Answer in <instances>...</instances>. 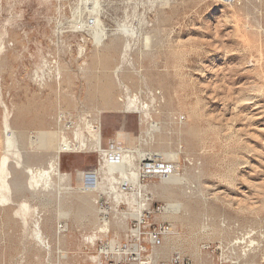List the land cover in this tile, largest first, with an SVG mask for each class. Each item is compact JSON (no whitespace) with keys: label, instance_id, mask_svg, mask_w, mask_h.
Segmentation results:
<instances>
[{"label":"rangeland","instance_id":"rangeland-1","mask_svg":"<svg viewBox=\"0 0 264 264\" xmlns=\"http://www.w3.org/2000/svg\"><path fill=\"white\" fill-rule=\"evenodd\" d=\"M97 20L137 31L118 73L123 46L115 56L103 50L113 35L96 42L88 28ZM80 21L88 26L81 29ZM0 58V165L8 129L35 167L52 149L39 150L31 135L78 142V129L90 146L88 125L97 121L103 149L160 154L136 160L150 186L144 230L167 223L172 233L155 254L146 238L142 258L264 264V0H0ZM126 93L151 107L153 94L160 96L149 122L121 110ZM13 162L12 175L24 187L0 203V264H112L104 250L130 242L135 218L128 201L136 187L122 183L128 196L120 203L108 186L98 187L111 163L92 147L61 154L68 176L62 193L33 189ZM125 170L131 178L127 163ZM25 202L32 206L26 218L19 211ZM104 222L109 233L100 231Z\"/></svg>","mask_w":264,"mask_h":264},{"label":"bare ground","instance_id":"bare-ground-1","mask_svg":"<svg viewBox=\"0 0 264 264\" xmlns=\"http://www.w3.org/2000/svg\"><path fill=\"white\" fill-rule=\"evenodd\" d=\"M62 1V0H61ZM230 1V0H229ZM233 2V1H232ZM63 3V2H62ZM82 4V3H81ZM80 4V6H81ZM89 5V4H88ZM58 6V5H57ZM93 7V6H92ZM81 8V7H80ZM93 9V8H92ZM41 15V14H40ZM161 17V16H160ZM96 27L95 28H88V30H91L93 38L96 42H101L104 40L106 37L109 35H113L102 47L103 50L109 52L111 56H115L117 52L120 50V47L123 46L122 52L118 58V62L115 65V68L113 69L114 73L120 72V70L123 68L124 62L129 54V50L131 49L132 46V41L134 39V36L136 35L137 31L134 28L128 27L126 24H118L116 28H105L101 26V23L99 20L96 22ZM80 28L82 29L83 27H86L88 25H83L82 22H79ZM10 27V26H9ZM61 27V26H60ZM17 29V28H16ZM20 31V30H19ZM17 33V32H16ZM30 33V32H29ZM19 34V33H18ZM10 36V35H9ZM5 39H8L7 37ZM25 39V38H24ZM9 40V39H8ZM13 43V42H12ZM8 45V44H7ZM14 51V50H13ZM12 51V52H13ZM18 51V50H16ZM6 53V52H5ZM12 58V57H11ZM1 59V58H0ZM109 60V59H107ZM164 61V60H162ZM46 62V61H45ZM166 62V61H165ZM5 63V62H4ZM109 63L105 64V66ZM45 66V65H44ZM163 66V65H162ZM161 66V67H162ZM160 67V68H161ZM164 67V66H163ZM158 68V70L160 69ZM46 69V68H45ZM123 70V69H122ZM157 70V71H158ZM161 70H159L160 72ZM45 72V71H44ZM58 74L60 73V69L57 72ZM162 74V72H160ZM159 74V73H158ZM164 74V73H163ZM160 75V74H159ZM38 76V75H37ZM117 76V75H116ZM119 76V75H118ZM163 76V75H162ZM161 76V78H163ZM154 77V76H153ZM160 77V76H159ZM150 78V77H149ZM164 78H166L164 76ZM3 81V80H2ZM1 85V84H0ZM2 89V88H1ZM128 90V89H127ZM131 91V90H130ZM165 91V89H164ZM1 92V90H0ZM123 92V91H122ZM167 92V91H166ZM160 93V92H159ZM167 95V94H166ZM164 94L161 96L163 97ZM172 96V95H171ZM160 98L159 95L153 94L152 96V107L150 104H148L144 99L141 98L140 95L138 94H130L126 93L124 98L122 99L123 104L121 110L126 112H133V113H138L140 115L142 123L149 122L150 117L152 116L153 110L155 111V103H158V99ZM164 98V97H163ZM169 99V97H168ZM4 100V99H3ZM160 100V99H159ZM164 101V100H163ZM168 101V100H167ZM176 101V100H175ZM6 102V101H5ZM161 102V101H160ZM165 103V102H164ZM168 103V102H167ZM166 103V105H167ZM170 103V102H169ZM171 105H173L171 103ZM180 105V104H179ZM3 107V106H2ZM25 107V106H24ZM27 107V106H26ZM172 108V107H171ZM176 108V107H175ZM164 109V108H163ZM166 109V107H165ZM2 111V110H1ZM186 112V111H185ZM5 113V112H4ZM5 115V114H4ZM41 118V117H40ZM43 118V117H42ZM87 119V118H86ZM89 119V118H88ZM94 119V118H93ZM17 120V119H15ZM97 120V119H96ZM194 120V119H193ZM11 121V120H10ZM6 123V121H5ZM16 123V122H15ZM92 123V122H91ZM89 124L88 129L90 134L93 137V141H90V146L88 140L81 135V130L78 131V129L75 131L76 134V141L78 142H73L70 139H68L66 136H62L59 139V142L56 141V143L53 141V136L51 133H40V135L36 136L34 138L33 135L30 136V142L34 143L38 141V148L39 150H45L48 152V150L52 149V154L51 155H46L41 152L44 158H42V162L39 166H33L30 164L27 160V155L24 153V151L21 148V141L16 136L13 132V130L8 129L7 134H6V152L3 155V158L1 160V165H0V203L6 201H10V193L13 191V189L18 188L22 189L24 186L21 183H18V180L16 177L12 175V167H11V161L12 159H15L16 166H19L23 168V170L26 171L29 177V185H32L31 187L34 188H41V189H51L54 190L53 188H56L57 192L62 193L66 187L63 186L64 181L68 177L67 174H63L61 170V154L64 152H76V151H83L86 150L87 148L92 147L94 151L100 152V154L103 155V159L105 162H110V166H108L109 171L108 174L106 175V179H103V181L98 182L97 185L100 188H103L105 186H108V193L110 195H114V198L117 203L123 202L122 199L127 197L128 193L125 192L124 188L122 189L121 184L122 183H128V184H133V186L136 187V191L132 193V200L128 201L130 205L134 208V211L132 214V217L134 218H140L143 212L144 208H151V202L150 199L148 198V192L150 186L147 184H142V172H144L145 167H138L137 164V159L138 160H144L147 157L151 158L154 155L160 156L159 152L158 153H152V152H143L140 148L135 150L132 149H127V150H120L116 148V145H113L112 148L110 149H103L102 146V141H103V135H102V129L99 124V122L96 121V124ZM188 124V122H184L183 124ZM192 123V122H191ZM10 124V123H9ZM86 124V123H85ZM6 126V125H5ZM85 126V125H84ZM151 127L145 132L146 137L148 134L151 133V131L157 126L156 122H153ZM7 127L8 124H7ZM186 127V126H185ZM86 128V127H85ZM191 128V127H190ZM87 129V130H88ZM64 130V129H63ZM192 130V129H191ZM31 131V130H30ZM34 131V130H33ZM65 131V130H64ZM40 132V131H39ZM89 134V133H88ZM55 135V134H54ZM90 135V136H91ZM195 135V134H194ZM73 136V135H72ZM188 136V135H187ZM194 137V136H193ZM88 138V137H87ZM151 138V136H150ZM195 139V137H194ZM143 139H141L142 141ZM146 140V139H145ZM75 141V140H74ZM196 141V140H195ZM5 143V142H4ZM36 144V143H35ZM197 144V143H196ZM33 145V144H32ZM31 146V145H30ZM5 149V148H4ZM89 150V149H88ZM26 152V151H25ZM180 152V151H179ZM28 153V152H27ZM162 155L171 156V158L175 159V153L174 152H168V151H162ZM76 154V153H75ZM40 155V154H39ZM78 155V154H77ZM49 156V157H47ZM119 157V159L116 161L114 160V157ZM41 157V156H40ZM158 158V157H156ZM120 160V161H119ZM119 161V163H118ZM126 163L129 165V168L131 170V178L127 171L125 170V165ZM141 163V162H140ZM13 165V164H12ZM104 166V164H103ZM105 167V166H104ZM103 167V168H104ZM17 168V167H16ZM107 169V167H106ZM118 174H121L119 177ZM12 178V180H11ZM124 185V184H122ZM125 186V185H124ZM123 186V187H124ZM128 186V185H127ZM30 187V188H31ZM134 187V188H135ZM31 188V189H32ZM99 189V188H98ZM107 189V187H106ZM67 190V189H66ZM84 192H88L87 188H84ZM132 190V189H130ZM80 191V190H79ZM94 191V190H93ZM99 191V190H98ZM66 192V191H65ZM101 192V191H100ZM105 192V191H104ZM70 193V192H69ZM95 193V192H94ZM108 194V195H109ZM102 195V194H101ZM131 196V195H130ZM14 201V200H13ZM13 201H11L13 203ZM24 201V200H23ZM60 201V200H59ZM28 202V201H27ZM97 202V200L95 201ZM10 203V202H9ZM115 203V202H114ZM11 204V203H10ZM116 204V203H115ZM36 205V204H35ZM119 205V204H118ZM17 206V205H16ZM129 206V205H128ZM119 207V206H118ZM130 207V206H129ZM32 206L28 203H22L20 205L19 211L22 213V216L26 218L27 214L31 212ZM18 209V208H17ZM36 209V208H35ZM104 209V208H103ZM15 210V209H14ZM132 210V209H131ZM38 211V209H37ZM103 211V210H102ZM115 211V210H114ZM119 211V210H118ZM129 211V210H128ZM41 212V210H40ZM39 212V213H40ZM124 213V212H123ZM126 213V211H125ZM128 213V212H127ZM16 214V213H15ZM40 215V214H39ZM38 217V216H36ZM159 217H162L159 215ZM39 218V217H38ZM41 219V218H39ZM26 220V219H25ZM32 220V219H31ZM103 222V221H102ZM107 222V221H106ZM104 222V225L100 228V231L104 233H109L110 229L108 226V223ZM38 224V223H37ZM43 224V223H42ZM41 224V225H42ZM32 225V224H31ZM30 225V226H31ZM29 226V225H28ZM112 230V229H111ZM33 231V230H32ZM99 231V230H98ZM60 233V232H59ZM46 234V233H45ZM36 237L43 241V234L40 229V226H37L36 230ZM97 234L95 233L94 236H92V240H94V237ZM251 236V235H250ZM249 236V237H250ZM35 237V238H36ZM46 237V236H45ZM91 238V237H90ZM244 238V237H243ZM253 238V237H252ZM50 239V238H48ZM244 240V239H243ZM252 240V239H251ZM256 240V239H253ZM241 241V239H240ZM40 243V242H39ZM46 243V242H45ZM90 243V241L88 242ZM92 243V242H91ZM236 243V242H235ZM232 243V244H235ZM241 243V242H240ZM259 243V242H258ZM254 244L252 242L251 246ZM256 244V243H255ZM41 245V244H39ZM44 245V244H43ZM48 245V244H47ZM45 246V245H44ZM50 246V245H49ZM48 246V247H49ZM255 246V245H254ZM38 247V246H37ZM47 247V248H48ZM164 247V246H161ZM246 247V246H243ZM23 248V247H22ZM26 248V247H24ZM44 248V247H42ZM154 248V249H153ZM158 245H155L152 247L153 253L155 254L156 250L158 249ZM252 248V247H251ZM249 249V248H248ZM246 249V250H248ZM49 250V248L47 249ZM243 250V249H242ZM241 250V251H242ZM24 251V250H23ZM50 251V250H49ZM245 251V250H244ZM262 251V250H261ZM26 252V249H25ZM103 252V251H102ZM248 252V251H247ZM250 252V251H249ZM254 252V251H253ZM260 252V251H259ZM235 253V252H234ZM261 253V252H260ZM264 253V252H263ZM262 253V254H263ZM251 255V253H249ZM257 254V253H256ZM237 255V253H236ZM248 255V254H247ZM238 256V255H237ZM243 256V255H242ZM245 256V255H244ZM243 256V257H244ZM96 257V256H95ZM250 257V256H249ZM252 258V257H251ZM259 259V258H258ZM234 260V259H233ZM243 260V259H242ZM247 260V259H246ZM96 261V260H95ZM255 259H253V262ZM258 261V260H256ZM245 262V261H244ZM98 263V262H97ZM98 264H104L102 261H100ZM155 264V263H154Z\"/></svg>","mask_w":264,"mask_h":264},{"label":"built area","instance_id":"built-area-1","mask_svg":"<svg viewBox=\"0 0 264 264\" xmlns=\"http://www.w3.org/2000/svg\"><path fill=\"white\" fill-rule=\"evenodd\" d=\"M160 209V208H159ZM160 211V210H159ZM151 213L150 208H144L141 217L135 218L132 221L130 228V234L132 236L130 242L123 244H113L109 247H105L104 252L110 257L112 264H122V261L126 264H133L138 260V264H154L152 257L149 255L147 258H142V253L146 250L143 246V241L148 238L151 246L158 245L163 238L170 235L172 230L167 223H160L150 225L148 230H144L146 227V221ZM180 257L174 256L172 258V264L179 262ZM165 264V263H162ZM222 264H238L236 261L227 260L222 258Z\"/></svg>","mask_w":264,"mask_h":264}]
</instances>
